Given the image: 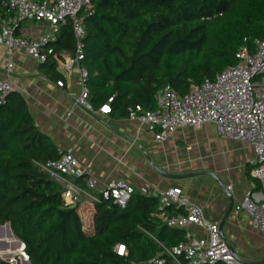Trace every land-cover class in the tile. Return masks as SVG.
<instances>
[{"label":"trees","instance_id":"obj_1","mask_svg":"<svg viewBox=\"0 0 264 264\" xmlns=\"http://www.w3.org/2000/svg\"><path fill=\"white\" fill-rule=\"evenodd\" d=\"M6 15L0 0V17ZM82 19L80 66L88 73L89 104H108L114 117H127L135 105L154 109L155 94L165 86L187 94L233 65L240 47L264 40V0H91ZM74 46L68 22L45 44L58 55H73ZM40 68L51 81H64L51 56ZM62 153L35 125L20 93L0 99V225L9 223L29 264H145L154 258L175 264L167 252L187 240L186 231L155 216V196L134 191L124 208L101 200L86 228L79 207L64 202L62 186L43 169ZM86 177L74 183L84 189ZM180 213L168 208L169 215ZM15 238L0 229L8 246L0 256L19 249L24 255ZM118 246L125 255L117 254Z\"/></svg>","mask_w":264,"mask_h":264},{"label":"built area","instance_id":"obj_2","mask_svg":"<svg viewBox=\"0 0 264 264\" xmlns=\"http://www.w3.org/2000/svg\"><path fill=\"white\" fill-rule=\"evenodd\" d=\"M2 3L7 15L0 17V46L6 49L8 72L16 50L25 51L39 64L51 56L60 71L77 70L80 87L74 100L77 107L95 116L110 114L108 104L98 109L89 104L88 73L80 66L85 38L82 13L91 9V0H2ZM67 22L75 41L74 52L73 55H65V52L58 55L46 49L45 44L54 39L61 24ZM22 23H27V28L23 29ZM41 24L46 26L44 33ZM235 58L236 62L217 73L212 81L193 87L183 96L177 95L169 86L160 88L154 97V109L144 111L140 105H135L128 109L127 118L146 128L155 142L167 140L178 128H200L211 123L219 137L248 144L253 153L249 160L250 175L259 188L243 197L236 215L239 212L245 214L249 226L264 240V40H254L252 47H240ZM56 85L62 87L63 84L57 82ZM11 91H14V85L9 76L0 80V99ZM77 166L75 156L64 152L43 168L62 185L61 197L67 205L79 207L85 194L88 197V201H84L86 206L94 207L101 200L109 199L120 208L126 206L134 192L132 186L115 180L97 191V180L87 176L83 189L74 183L83 175ZM231 189L230 185L226 186L227 191ZM155 197L159 203V213L155 216L167 227L186 230L194 226L206 235L194 236L186 232L187 240L167 252L175 264H242L220 236L219 224L209 221L203 209L189 201L180 188L157 190ZM168 208L182 213L169 215ZM79 214L84 222L92 218L91 211L79 208ZM116 252L119 256L125 255L124 246H118ZM180 257L186 263H181ZM163 263L162 259L154 258L145 264ZM248 264H264V259Z\"/></svg>","mask_w":264,"mask_h":264},{"label":"crops","instance_id":"obj_3","mask_svg":"<svg viewBox=\"0 0 264 264\" xmlns=\"http://www.w3.org/2000/svg\"><path fill=\"white\" fill-rule=\"evenodd\" d=\"M27 26L22 23L23 29ZM40 27L44 33L45 24ZM61 72L64 81L58 87L57 81H51L40 64L23 50L15 51L8 72L6 49L0 46V80L9 76L38 129L51 138L59 151L75 156L78 170L97 180V191L115 180L126 182L135 192L149 196H155L157 190L180 188L189 201L203 209L209 221L217 224L229 208L225 194L228 193L232 202L229 222L237 223L240 232L246 229L251 236L255 234L262 239L249 226L245 214L236 215L243 197L259 188L250 175L249 160L253 153L248 144L219 137L211 123L200 128H178L167 140L155 142L153 135L135 120L111 114L95 116L77 107L74 104L80 91L77 70ZM214 140L220 149L205 143ZM228 185L232 187L230 191L226 190ZM84 201H88L85 194L81 197L80 210L91 211L93 218L94 207L86 206ZM92 218L87 222L82 219L85 226H93ZM228 220L224 226L231 225ZM185 231L206 237L194 226ZM229 242L243 258L241 249L234 245V237Z\"/></svg>","mask_w":264,"mask_h":264},{"label":"rangeland","instance_id":"obj_4","mask_svg":"<svg viewBox=\"0 0 264 264\" xmlns=\"http://www.w3.org/2000/svg\"><path fill=\"white\" fill-rule=\"evenodd\" d=\"M205 143H207V146H214L216 149H220L219 146L217 147V143H218L217 140H214L212 142L205 141ZM203 146L204 144H202V148ZM207 146L205 147L207 148ZM230 223L231 222H229V224ZM223 236L228 241H230V238L234 237L235 239L234 245L236 248L237 247L240 248L241 251L243 252L242 254L243 260L253 263L264 259V241H262V239L255 234L251 236L246 229L243 232H240L238 230L237 223L232 221L229 227L224 226ZM13 255H16V257H18L17 259L21 264H23V261H26L24 255L21 254L20 249L18 250L17 253Z\"/></svg>","mask_w":264,"mask_h":264},{"label":"water","instance_id":"obj_5","mask_svg":"<svg viewBox=\"0 0 264 264\" xmlns=\"http://www.w3.org/2000/svg\"><path fill=\"white\" fill-rule=\"evenodd\" d=\"M225 194L229 198L230 205H229V208H228L227 212L225 213L224 217L222 218L221 222L219 223V233H220V236L222 237L223 241L226 243V245L230 249L231 253L234 255V257L240 263H242V264H248L250 262L245 261L242 258H240V256H238L237 253L234 251V249L231 246L230 242L227 239H225V237L223 236V227H224V224L228 220L229 215H230V213L232 211V202H231V199L229 197L230 195L228 193H225ZM0 229H5L10 237L15 238L14 235H13V233H12V231H11V229H10L9 223H5L3 225H0ZM15 240L17 241L18 245H20L21 249L23 250L24 249L23 244L18 239L15 238ZM6 249H7V244L5 242L0 241V251L3 252V251H6ZM23 254H25V253L23 252ZM26 257H27V255H26ZM17 258L18 257H16V255H13L11 253H5L2 256H0V259L5 260V261H8L10 264H21L18 261ZM23 264H29L28 257H27V261H23Z\"/></svg>","mask_w":264,"mask_h":264},{"label":"bare ground","instance_id":"obj_6","mask_svg":"<svg viewBox=\"0 0 264 264\" xmlns=\"http://www.w3.org/2000/svg\"><path fill=\"white\" fill-rule=\"evenodd\" d=\"M22 252H23V250H22ZM25 255V254H24ZM26 256V255H25ZM27 258V257H26Z\"/></svg>","mask_w":264,"mask_h":264},{"label":"snow or ice","instance_id":"obj_7","mask_svg":"<svg viewBox=\"0 0 264 264\" xmlns=\"http://www.w3.org/2000/svg\"><path fill=\"white\" fill-rule=\"evenodd\" d=\"M105 110H107V109H105ZM123 249H121V251H122Z\"/></svg>","mask_w":264,"mask_h":264}]
</instances>
